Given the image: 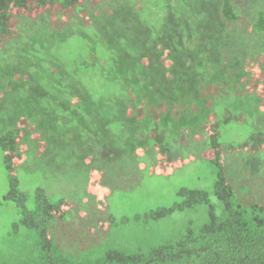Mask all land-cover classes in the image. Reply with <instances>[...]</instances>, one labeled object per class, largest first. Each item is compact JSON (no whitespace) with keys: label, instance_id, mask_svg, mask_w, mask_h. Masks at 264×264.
<instances>
[{"label":"rangeland","instance_id":"rangeland-1","mask_svg":"<svg viewBox=\"0 0 264 264\" xmlns=\"http://www.w3.org/2000/svg\"><path fill=\"white\" fill-rule=\"evenodd\" d=\"M232 1L236 11L244 17L242 27L235 29L236 24L226 23L229 20L226 16L223 18V0H216V5L220 6L215 10L218 13L195 23L193 30L188 31L192 34L190 48L183 47L174 20L179 17L173 13L175 8L188 5L182 0L168 3L167 0H132L131 9L141 12L134 18H126L124 7L118 3V18L123 25L128 23L135 30L132 44L136 48L144 49L145 44L151 48L149 55H156L160 50L159 54H168L169 61L171 56L186 52L197 58L196 67H206V57L213 54L264 52V34L252 37L247 28L256 17L253 13L264 8V0ZM102 3L94 7L86 4L85 10L93 13L92 17L103 19L107 9ZM163 6L166 12L161 11ZM207 7L214 8L211 4ZM18 29V35L0 50V135L17 128L20 118L30 120L23 138L27 159L16 168V173L21 190L31 194L30 208L34 206L32 194L37 187H44L51 200L64 197L73 201L74 207L65 221L49 225L51 235L65 253L93 263L109 248L126 253L147 251L178 239L189 224L198 230L208 218L206 205L176 211L159 220L145 221L136 217L151 209L172 205L179 199L177 191L183 186L207 190L221 212V202L213 193L216 170L203 157L209 137L202 125L211 110L203 104L205 98L196 95L197 84L191 78L184 89L176 77L173 90L184 98L180 97L177 112L163 117L162 128L167 130L176 150L194 153L197 158L172 175L152 174L150 168L157 163L150 136L154 116L150 113L139 118L136 104L123 96L131 84L118 80L127 75L131 80L144 75L153 93L157 86L167 90L163 82L155 84L158 71L177 72L178 69L156 62L147 69L128 67L123 71L119 67L106 68L103 64L93 67L88 63L104 59L106 39L100 30H90L77 19L57 26L49 22L47 15L35 20L20 15ZM49 41L50 45L46 46ZM157 42L160 48L156 47ZM109 44L108 40V47ZM119 57L117 54L112 61ZM214 58L210 57V61ZM200 61L204 64L198 65ZM89 67H93L90 72ZM223 98V94L215 97L220 100L217 105L221 110L233 105L245 114L243 122L221 127L223 144L242 142L252 132L264 130V111L259 108L257 96L232 93L226 101ZM34 133L41 139L35 138ZM196 135L200 140L195 139ZM225 156V171L236 200L243 206L264 204V169L255 176L245 169L246 160L252 154L226 150ZM142 163L146 169L140 167ZM91 169L101 171L103 183L111 189L104 209L98 207L96 195L87 189ZM8 187L0 151V261L16 262L29 252L35 234L25 228L15 235L9 234L18 214L16 206L3 198ZM111 216L117 223L104 228Z\"/></svg>","mask_w":264,"mask_h":264},{"label":"trees","instance_id":"trees-1","mask_svg":"<svg viewBox=\"0 0 264 264\" xmlns=\"http://www.w3.org/2000/svg\"><path fill=\"white\" fill-rule=\"evenodd\" d=\"M170 1L167 0L166 3ZM101 2L107 9L103 19L92 17L93 13L85 10L86 4L94 7V4ZM131 2L132 0L129 3L128 0H0V50L6 42L18 35L20 15H25L32 20L47 15L52 25L63 26L77 19L82 26L90 30L101 31L106 39L105 56L100 61L88 63L93 67L103 64L106 68L117 69L119 67V70L123 71L128 67L147 69L156 62L158 65L167 63L168 66L177 68V72L172 70L156 73L155 84L159 85L163 82L167 90H162L157 86L153 93H150L148 77L144 75L134 80L127 75L118 80L120 83L131 84L123 96L136 104V113L139 118H144L143 116L146 117L150 113L154 116L150 136L153 140L157 163L150 168V172L157 175H172L176 170L191 164L197 158L194 153L185 154L176 150L168 138L167 130L162 128L163 117L167 118L177 112L176 107L181 101L180 97H183L173 90L176 77L184 85V89L187 88V81L191 78L194 84H197L196 95L200 98L204 97L203 104L211 110L202 125L209 137V144L203 151V157L216 170L213 193L221 202L222 210L218 212V206L211 201L207 190L180 187L177 191L179 199L172 205L157 207L138 214L136 217L145 221L159 220L176 211L206 205L208 218L198 230L189 224L180 233L178 239L150 247L147 251L139 249L134 253H126L116 248H109L98 261L83 262L65 253L49 230L51 223L65 221L66 216L74 207L73 201L64 197L51 200L44 187H37L32 194L34 206L30 208L28 203L31 194L20 188L16 168L27 159V146L23 144V138L24 129L30 124L28 118L22 117L18 121L17 128L7 130L0 135V151L9 183L3 198L16 206L18 214V220L13 222L12 231L9 234L15 235L21 228H25L34 232L35 240L29 252H26L18 261H0V264H264V204L251 203L243 206L238 202L235 190L225 171V152L228 150L231 153L252 154L246 160L245 169L254 176L262 172L264 169V157L262 156L264 130L252 132L248 139L242 142L223 144L220 140L221 127L232 122H243L245 114L243 111L234 109L233 105L224 106L221 110L220 105H217L220 100L215 99L223 94L225 97L223 101H226L228 95L232 93L237 96H257L260 100L259 108L264 111V52L253 50L249 53H232L227 56L213 54L214 61H210L212 56L206 57V67H196L197 58L186 55V52L184 55L171 56V61L167 58L168 54H159L160 50L156 51L158 52L156 55H149L147 52L151 51V48L145 44L144 49L136 48L132 44L135 30H132L128 23L123 25L118 18V3L124 7L126 18H134L141 13L131 9ZM182 2L188 5L175 8L173 13L179 17H175L174 20L177 21V30L182 36L183 47L190 48L192 34L188 31L193 30L195 23L204 22L206 18L218 13L215 10L220 6L216 5V0H190V2L182 0ZM145 3L147 4L146 1ZM209 4L214 8L209 9L207 7ZM221 6L224 12L223 18L226 16L229 20V22L224 20L222 22H233L238 26L235 29H240L244 17L236 11L233 1L223 0ZM78 8L81 10L77 11ZM161 11L166 12L164 6ZM161 11L158 9L160 15ZM254 16H256L255 19L247 24L249 31L247 32L252 37L264 34V8L254 12ZM55 33L57 34L56 31ZM236 33L235 31L233 39ZM108 40L110 41L109 47ZM50 43V41L46 42V46ZM155 45L158 48L161 47L160 42ZM117 54L120 55L119 60L112 61ZM203 64L202 61L198 62V65ZM93 67H89L88 72ZM190 96L193 95L190 94ZM182 103L186 107L185 99ZM213 107L221 112L212 110ZM33 136L41 139L38 133H34ZM195 139L200 140V137L196 135ZM140 167L146 169L143 163ZM87 189L89 193L96 195L98 207L104 209L111 189L103 183L101 171L91 169ZM116 223V218L111 216L103 227L107 228Z\"/></svg>","mask_w":264,"mask_h":264}]
</instances>
